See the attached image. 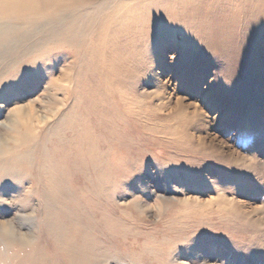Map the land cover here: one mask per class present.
<instances>
[{
  "label": "rangeland",
  "instance_id": "1",
  "mask_svg": "<svg viewBox=\"0 0 264 264\" xmlns=\"http://www.w3.org/2000/svg\"><path fill=\"white\" fill-rule=\"evenodd\" d=\"M74 1L93 14L76 44L0 80V159L23 173L0 179L19 238L0 264H86L72 246L93 264H264V0H154L103 33L122 0Z\"/></svg>",
  "mask_w": 264,
  "mask_h": 264
},
{
  "label": "bare ground",
  "instance_id": "2",
  "mask_svg": "<svg viewBox=\"0 0 264 264\" xmlns=\"http://www.w3.org/2000/svg\"><path fill=\"white\" fill-rule=\"evenodd\" d=\"M54 1L56 0H0V80L4 78V75L11 73L19 65H21L22 61L26 60L27 62V60H30L31 57H34L37 53L41 54L47 52L50 45H52L54 42L58 43V45H61L63 47L74 46L76 44L77 35L80 34L81 31H83V29H85L86 27H87L86 29L90 27L91 23L89 22V18L90 15L91 16L93 15L92 13L91 14H89V12L84 13V10L77 11L78 13L73 12L74 10H71L70 7H74V4H76L74 0H57V1H61L60 3L61 5ZM156 1L122 0L120 2L121 4L117 5V7L114 6L111 9V11L103 15V18L100 17L102 18V20H100L102 22H100V25L98 26H100L102 33L104 32V29L105 30L108 29L107 31H109V27L113 26L114 24H117L116 20L119 19L121 15L125 19H127L126 17H129L130 19L129 21L128 20L120 21L121 23L123 22L125 24H130V22L138 21V20L139 23L140 22L142 23V21L145 20L144 18H146L147 16V13L145 12L149 10L148 3L149 2L153 3L154 6L156 5ZM49 2H53L52 6L50 3V7L48 6ZM54 4L56 5L53 6ZM83 5L85 4L83 3L80 7L84 8ZM51 7L53 8V11L51 10L52 9ZM152 8L153 7L151 6V10H153ZM20 164L22 163H21V159L19 160V157L11 158V159H0V179L10 176L21 178L20 176H22L23 173L21 172L22 165ZM10 167H16L17 169H19V171L15 172L18 173L14 175L12 174L13 171H10V174L8 172L5 173L6 170H8ZM57 224L58 223L54 224V226L57 227ZM12 225L13 224L8 222V223H3L0 226V233H7L6 235L0 234V239L1 240L5 239L9 241L8 248L12 249L13 251L14 247H18L15 244H17L16 241H18L16 239L19 238L17 236V233L15 232V227ZM54 226L48 223V229L50 231L54 230ZM58 229L56 231H58ZM14 239L15 241L11 242ZM20 244H22L23 246L25 245L24 246L25 248L31 245V243H25L23 241ZM22 245H19L18 250L19 249L21 251L24 250L22 248ZM79 248L80 247L75 248L74 246H72L71 248L69 247L61 250V252H63L66 261H71L72 259L80 258L86 264H93L92 258L94 257L92 256V254L95 253L96 251L87 248L88 249L87 253L86 251H84L85 253H83L80 252ZM34 254H35V250L33 249L30 250L29 253L24 254L26 255L25 261L29 262V264L32 261H34L33 263L36 264L35 261L42 259L41 254L39 256L38 255L35 256L37 259L34 257ZM18 262H20V260Z\"/></svg>",
  "mask_w": 264,
  "mask_h": 264
},
{
  "label": "clouds",
  "instance_id": "3",
  "mask_svg": "<svg viewBox=\"0 0 264 264\" xmlns=\"http://www.w3.org/2000/svg\"><path fill=\"white\" fill-rule=\"evenodd\" d=\"M0 199H3V200H6L4 198H0ZM10 206V205H9ZM0 234H7V233H0ZM20 239L25 242V243H34L35 242V238H30L28 236H21Z\"/></svg>",
  "mask_w": 264,
  "mask_h": 264
}]
</instances>
